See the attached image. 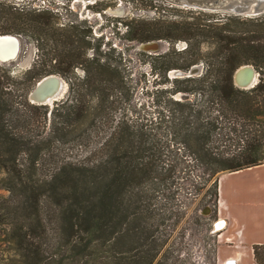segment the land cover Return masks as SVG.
I'll return each mask as SVG.
<instances>
[{"label":"trees","instance_id":"1","mask_svg":"<svg viewBox=\"0 0 264 264\" xmlns=\"http://www.w3.org/2000/svg\"><path fill=\"white\" fill-rule=\"evenodd\" d=\"M232 20H238L240 30L230 26ZM14 25L24 30L29 24L20 20ZM77 27L51 26L49 31L63 43L59 56L64 57L55 64L56 72L67 74L80 66L84 76L72 86V99L57 103L48 136L34 133L36 120L27 109L28 101L19 102L18 87L10 75L1 73L4 68L0 65V187L8 191L0 195V264H154L166 241L159 235L153 204L145 198V182L163 169L151 158L154 135L145 124H117L114 136L89 156L55 162V169L45 173L53 144L79 132L81 124L77 123L92 114L94 107L85 100L86 94L100 99L97 111L103 112L110 96L125 83L121 68L112 59L100 56L98 50L92 57L86 56L91 48L86 37L91 31L81 33ZM134 30L160 33L131 37L142 42L163 37L189 41L190 34L221 42L224 57L218 63L219 73L206 86L212 96L211 113L216 109L217 114L203 122L204 110L191 105L192 113L168 126L194 159L209 165L212 174L264 162V75L248 89L236 87L233 79L234 70L241 65L252 63L258 71L264 69V14L243 20L228 16L196 26L162 20ZM184 50L158 55L164 72L188 68L189 64H179L177 55L193 54L195 48L189 43ZM183 89L178 85L174 91ZM241 94H245L243 98ZM227 114L252 124L253 132L225 154L212 145L211 137L220 129L219 119ZM192 115L200 123L190 124ZM215 195L218 198L217 187ZM157 264L166 262L160 259Z\"/></svg>","mask_w":264,"mask_h":264},{"label":"rangeland","instance_id":"2","mask_svg":"<svg viewBox=\"0 0 264 264\" xmlns=\"http://www.w3.org/2000/svg\"><path fill=\"white\" fill-rule=\"evenodd\" d=\"M39 12L42 14L38 15ZM237 15L223 10L195 9L172 0H0V34H15L21 39L18 57L9 62H0L4 68L1 73L10 75L14 80L19 102L28 101L27 109L36 120L32 125L34 133L48 136L57 103L67 99L70 101L74 94L72 86H76L77 78L84 76V69L80 66L67 74L56 72L55 64L64 57L59 56L63 43L49 34L51 26L70 28L75 25L81 33L90 30L86 40L91 42V48L86 56L92 57L98 50L100 56L112 59L121 68L125 80L123 89L110 96L103 112L97 111L100 99L86 94L85 100L94 107L92 114L77 123L81 124L79 132L53 144L51 155L48 154L53 157L45 173L55 169V162L89 156L114 136L117 124H145L146 129L154 135L151 158L156 166L163 168L162 173H154L144 184L145 198L153 204L157 214L159 235L166 240L154 264L160 259L165 260L166 264H219L218 246L230 243L224 234L225 229L222 230L223 226L218 223L223 215L220 214L215 192L220 176L231 170L224 169L212 174L209 165L194 159V154L180 141V137L174 136L168 126L177 124L181 116H187L191 112V105L204 110L203 122L217 114L216 109L211 113L212 96L208 89L206 91V86L211 77L218 75L217 70L221 66L218 63L223 61L224 56L220 55L221 42L200 35L190 34L189 41L165 37L148 40L159 43L156 51L139 49L142 41L131 37L160 34L134 30L156 21L193 23L196 26ZM238 16L241 20L250 18ZM20 20L28 21L29 25L24 30L12 26ZM237 21L232 20L230 26L240 30ZM132 28L133 32L130 31ZM45 29L48 34L44 32ZM184 42L186 46L191 43L195 48L193 54L185 52L177 55L179 64H189L188 68H172L164 72L158 55L173 50L187 51L184 50L186 47H179ZM179 43L181 45L178 46ZM64 54L67 55V52ZM193 66H197L198 71L191 75ZM49 74H58L64 79L63 90L48 103L31 102L29 93L39 80ZM263 75L264 69L259 68L258 82ZM178 85L185 90L175 92ZM176 100L184 105L174 104ZM213 106L216 108L217 104ZM188 121L190 124L200 123L193 115ZM218 124L220 129L211 137L212 145L225 154L233 152L235 146L245 142L253 132L252 124L237 119L233 114L222 116ZM7 194L8 191L0 187V195Z\"/></svg>","mask_w":264,"mask_h":264},{"label":"crops","instance_id":"3","mask_svg":"<svg viewBox=\"0 0 264 264\" xmlns=\"http://www.w3.org/2000/svg\"><path fill=\"white\" fill-rule=\"evenodd\" d=\"M218 205L223 215L218 223L233 239L228 245L218 246L219 264H264V162L223 173Z\"/></svg>","mask_w":264,"mask_h":264},{"label":"water","instance_id":"4","mask_svg":"<svg viewBox=\"0 0 264 264\" xmlns=\"http://www.w3.org/2000/svg\"><path fill=\"white\" fill-rule=\"evenodd\" d=\"M172 1L179 5L189 6L195 9L199 8L203 10H223L225 12H230V13H235L238 15H245L250 17L264 14V0H172ZM9 40L12 42H16V50L11 52L10 55L7 57L6 56L0 57V62H9L11 60H14L20 51L21 39L18 35L10 34V33L0 35L1 43L5 44ZM142 43L143 42L139 44V49L141 50H143ZM193 71L194 68L192 67L190 69V74H193ZM197 71H198V67L196 68V71H194V73H196ZM180 72L181 71H179V73ZM239 76L243 77L242 78L243 82H240L238 80ZM258 76H259V71L253 64H245L236 69L233 79L235 85L238 88L248 89L257 84ZM54 79L59 80L60 82H65L64 79L58 74L50 75L37 83L36 87H34L33 90L29 93V100L33 103H38V104H45L50 102V100H47L46 98L57 90L59 83V81L56 82V84L53 83L52 81H54ZM39 89H41L42 93L44 94L41 99H37L34 97V94ZM59 92L60 91H58V93ZM55 99L56 97L53 100Z\"/></svg>","mask_w":264,"mask_h":264},{"label":"bare ground","instance_id":"5","mask_svg":"<svg viewBox=\"0 0 264 264\" xmlns=\"http://www.w3.org/2000/svg\"><path fill=\"white\" fill-rule=\"evenodd\" d=\"M0 35H2V34H0ZM157 47H159V43L158 42H156V41H146V42H143L142 43V49L143 50H149V51H156L158 48ZM14 50H16V42H12V41H7L5 44L4 43H1L0 42V57H7V56H9L10 55V53L11 52H13ZM20 50H21V46H20ZM19 53H20V51H19ZM19 53L17 54V56L15 57V59L18 57V55H19ZM193 68H194V71H196V68H197V66H193ZM194 71H193V73H194ZM180 73H182V72H180ZM50 75H56V74H49V75H47V76H45V77H43L41 80H39V81H42L44 78H46V77H48V76H50ZM192 75V74H191ZM243 77H241V76H239L238 77V80L240 81V82H243V79H242ZM38 81V82H39ZM55 81V82H54ZM54 81H52L53 83H55L56 84V82H58L59 80H56V79H54ZM37 85V84H36ZM36 87V86H35ZM63 88H64V82H60L59 81V83H58V88H57V90L53 93V94H51L50 96H48L46 99L47 100H53L55 97H57L60 93H61V91L63 90ZM58 91H60L59 93H58ZM58 93V94H57ZM57 94V95H56ZM43 93H42V90L41 89H39L35 94H34V97L35 98H37V99H41L42 97H43ZM219 221H222V219H218ZM222 224V223H221ZM224 227V226H223ZM222 227V228H223Z\"/></svg>","mask_w":264,"mask_h":264},{"label":"built area","instance_id":"6","mask_svg":"<svg viewBox=\"0 0 264 264\" xmlns=\"http://www.w3.org/2000/svg\"><path fill=\"white\" fill-rule=\"evenodd\" d=\"M179 45H181V44L179 43L178 46H179ZM179 47H183V48H185V47H187V46H186V43L184 42V43L182 44V46H179ZM223 230H224V229H223ZM221 235H222V234H221ZM227 240L230 241V243L233 241V239H232L231 237H227Z\"/></svg>","mask_w":264,"mask_h":264}]
</instances>
